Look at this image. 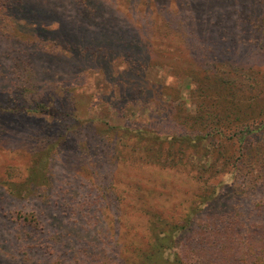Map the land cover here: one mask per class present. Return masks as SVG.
I'll return each instance as SVG.
<instances>
[{
  "label": "rangeland",
  "instance_id": "1",
  "mask_svg": "<svg viewBox=\"0 0 264 264\" xmlns=\"http://www.w3.org/2000/svg\"><path fill=\"white\" fill-rule=\"evenodd\" d=\"M257 12L236 0H0V264L14 234L5 212L67 218L80 233L101 211L127 256L147 247L158 220L160 235L181 224L205 183L218 186L220 208L264 198L238 194L246 171L263 166L264 112L241 121L251 134L199 135L174 108L197 110V74L264 103ZM194 134L206 150L184 141ZM225 137L234 139L218 160L213 142ZM169 150L186 164L167 162ZM200 164L217 170L208 182Z\"/></svg>",
  "mask_w": 264,
  "mask_h": 264
},
{
  "label": "trees",
  "instance_id": "2",
  "mask_svg": "<svg viewBox=\"0 0 264 264\" xmlns=\"http://www.w3.org/2000/svg\"><path fill=\"white\" fill-rule=\"evenodd\" d=\"M236 2L244 5L257 19V10L264 8V0ZM194 77L199 89L204 92L202 96L198 94L202 100L197 110L190 112L184 107H174L175 116L185 126L199 135L211 127L218 130L225 129L226 126L243 127L249 134L254 132L252 127L241 121L264 112L262 100L258 101L243 92L230 89L229 83H218L209 76L206 79H201L198 74ZM247 135L237 141L241 146L239 160L242 159V147L247 141ZM204 139L194 134V137L189 136L184 141L196 150L203 151L206 150L203 147ZM233 139L225 137L220 142H213L220 146L214 148L218 149L216 159L224 157L223 147ZM177 142L176 138L171 143L168 141L172 147ZM165 155L167 162L178 159L177 162L186 164L184 155L183 158H177V154L170 150ZM259 163L263 165L259 170L246 171L248 187L238 194L256 195L259 190L264 189V161ZM198 170L199 180L205 179L207 182L217 171L211 165L204 164H200ZM211 187L214 189L209 188L207 183L204 184L206 190L200 194V204L172 232L160 235L166 228L165 222L158 220L153 226V239L148 240L147 247L134 246L136 249L127 256L110 236V227L101 211L95 222L80 233L68 230L73 222L69 223L67 218L61 219L62 223L54 222L55 225L52 220H46L39 213L30 215L26 212H5L4 215L8 216L14 226L12 240L7 243L9 251L5 254V259L9 264H264V198L249 203L232 202V206L220 208L223 203L217 201L218 196L214 191L218 186ZM76 210L77 208H72L70 213L76 214ZM203 211L206 214L202 218L200 213ZM158 227L161 230H157ZM69 242L76 246H69Z\"/></svg>",
  "mask_w": 264,
  "mask_h": 264
}]
</instances>
